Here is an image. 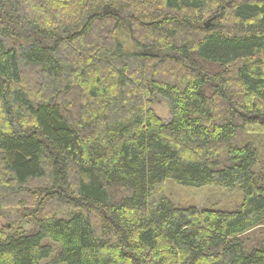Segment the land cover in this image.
<instances>
[{"label": "trees", "instance_id": "obj_1", "mask_svg": "<svg viewBox=\"0 0 264 264\" xmlns=\"http://www.w3.org/2000/svg\"><path fill=\"white\" fill-rule=\"evenodd\" d=\"M254 134L264 0H0V210L33 224L0 227V264H264ZM167 180L242 203L178 207Z\"/></svg>", "mask_w": 264, "mask_h": 264}, {"label": "rangeland", "instance_id": "obj_2", "mask_svg": "<svg viewBox=\"0 0 264 264\" xmlns=\"http://www.w3.org/2000/svg\"><path fill=\"white\" fill-rule=\"evenodd\" d=\"M212 24L207 20L204 24ZM119 40L127 51H134L135 46L129 38L125 30L119 33ZM151 108L154 113L163 121L167 122L171 118L168 102L160 96L152 98ZM247 140L257 152V164L255 170L264 177V134H254L247 137ZM166 197L178 207L188 208L195 207L198 210L212 209L220 211L237 210L242 203V192L236 187L228 190L212 186H204L200 188L182 187L174 184L172 181L165 182ZM20 211V212H19ZM0 227L7 231L15 227H21L25 231H31L33 224L30 219L24 218L21 210L15 207L3 206L0 210ZM249 236L253 240L252 244L257 245L264 242V225L259 226L249 232ZM41 264H52L50 260Z\"/></svg>", "mask_w": 264, "mask_h": 264}, {"label": "water", "instance_id": "obj_3", "mask_svg": "<svg viewBox=\"0 0 264 264\" xmlns=\"http://www.w3.org/2000/svg\"><path fill=\"white\" fill-rule=\"evenodd\" d=\"M210 21H211V20H210ZM204 26H205L206 28H208V27H209V23L204 24Z\"/></svg>", "mask_w": 264, "mask_h": 264}]
</instances>
